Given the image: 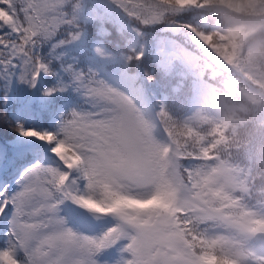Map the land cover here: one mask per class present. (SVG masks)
Returning a JSON list of instances; mask_svg holds the SVG:
<instances>
[{"label": "snow or ice", "instance_id": "snow-or-ice-1", "mask_svg": "<svg viewBox=\"0 0 264 264\" xmlns=\"http://www.w3.org/2000/svg\"><path fill=\"white\" fill-rule=\"evenodd\" d=\"M0 264H264V0H0Z\"/></svg>", "mask_w": 264, "mask_h": 264}, {"label": "rangeland", "instance_id": "rangeland-1", "mask_svg": "<svg viewBox=\"0 0 264 264\" xmlns=\"http://www.w3.org/2000/svg\"><path fill=\"white\" fill-rule=\"evenodd\" d=\"M109 255L118 257L119 254L118 253H110Z\"/></svg>", "mask_w": 264, "mask_h": 264}]
</instances>
